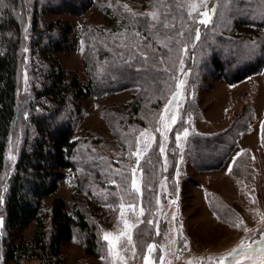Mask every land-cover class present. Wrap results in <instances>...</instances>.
<instances>
[{
  "label": "rangeland",
  "instance_id": "374dc122",
  "mask_svg": "<svg viewBox=\"0 0 264 264\" xmlns=\"http://www.w3.org/2000/svg\"><path fill=\"white\" fill-rule=\"evenodd\" d=\"M48 1L53 4L59 2L22 0L15 8L22 36L16 110L4 153L2 188L21 149L28 128L32 91L39 84L40 63L45 61L30 45L31 31L28 27L30 12L35 6L38 5L35 10L45 25H69V49L53 52L52 57L71 75L75 74L84 85L96 72L99 79H103L99 81L100 87L108 83H125L86 95L77 110L72 135L77 142L76 168L62 171L64 176L58 183L57 195L63 198L67 211L74 204L95 223L102 253L97 257L85 254L76 234L61 249L62 264H146V256L150 264H189L190 261L193 264H218L222 257H227L224 264H260L261 256L256 251L234 253L233 257H228V253L233 249L239 252L241 243L251 244L255 250L260 246L256 242L264 241V23L234 25L231 36L247 37L241 48L249 49L247 51L253 52V56L261 58V61L255 73L228 83L223 79H209L203 70L194 64V67L188 65L189 59L198 62L202 58L199 50L194 51L195 40L190 45L187 42V34L202 18L198 13L180 19L178 32L184 35L178 33L176 36L178 48L162 52L155 44L162 47L166 41H160L162 38L156 33L153 44L145 32L136 29L138 20H134L135 16L131 14L147 9L148 0H88L83 12H41L40 3L44 5ZM188 2H179L187 13L190 10ZM125 4L131 12L124 9ZM229 4L234 5V2ZM262 5H258L256 10L264 11ZM65 7L70 8L68 4ZM207 7L213 8L210 0H207ZM117 9L125 16H131L127 23L124 20L118 23L109 15V11ZM205 10L203 6L199 8V12ZM118 26L123 27L112 33L108 31L118 29ZM105 45L108 54L101 48ZM185 46L187 52L182 51ZM259 47L262 51L258 50ZM222 58L227 60L225 55ZM154 59L158 65L154 64ZM159 71L167 75L154 81L155 73ZM181 80L184 84L179 96L169 104ZM137 101L140 105L135 112L129 104ZM173 114L177 116V123L167 131L163 124L170 125ZM161 115L165 116L163 124ZM241 119L245 128L238 134L221 166L199 170L201 168L190 161L188 153L191 151L186 149L187 139L182 137L183 132L214 136L228 128L233 120ZM158 128L163 135L156 131ZM142 131L148 133L146 139L152 146L140 159L142 181L139 169L136 172L141 194L132 190L131 170L137 167L138 157L132 153L137 151V138H141ZM177 135H181V140H176ZM144 141L145 138H141L142 151L146 146ZM161 144L165 147L164 153L159 151ZM209 160L202 165L210 163ZM2 195L0 193V211ZM121 205H124L123 209ZM141 208L143 215L140 214ZM124 220L135 226L129 232L132 242H128L127 236L121 238L118 242L119 256H113L103 237L105 233L119 235L125 230ZM142 222L151 227L153 235L141 248L143 251L138 248V252L133 232ZM1 228L0 238L3 235ZM32 229L33 226L29 225L19 233L14 232L13 241L20 235L29 239ZM149 245L154 246L151 252ZM0 264L14 263L4 259L0 251ZM21 264H38V260L27 259Z\"/></svg>",
  "mask_w": 264,
  "mask_h": 264
},
{
  "label": "trees",
  "instance_id": "16d2710c",
  "mask_svg": "<svg viewBox=\"0 0 264 264\" xmlns=\"http://www.w3.org/2000/svg\"><path fill=\"white\" fill-rule=\"evenodd\" d=\"M19 1L22 0H0V193L3 194L0 211L3 235L0 238V251L4 259L14 264H21L23 260L32 258H36L38 264H62L61 249L70 237L77 234L84 253L97 257L102 253V244L95 223L74 204L71 210L67 211L63 198L57 195V189L59 181L64 176L62 171L76 168L77 142L72 139V135L81 101L88 94L101 93L125 83H108L107 86L100 87L99 81L103 79L102 77L99 79L96 72L95 76L90 77L88 84L84 85L75 74L71 75L52 57L53 52L69 49V25L66 23H58L55 26L45 25L35 10L38 9V5L35 6L34 11L30 12L28 27L31 31L30 45L31 49L41 55L40 57L45 61L40 63L38 69L39 84L34 86L32 91L27 117L28 128L21 149L2 188L4 153L16 110V82L22 36L21 25L15 16V8ZM56 2L58 3L53 4L48 1L44 5L40 3L39 9L41 12L77 13L83 12L88 6V0H57ZM179 2L183 3V0H148L147 9L135 15L134 20H138L136 29L145 32L146 37L153 41V44V35L156 33L162 38L160 41H166V46L155 44L162 52L175 51L178 48L175 41L179 33L178 28L181 29L180 19L188 17L187 11ZM233 2L234 5L229 4ZM210 3L217 9L212 16V22L206 26L196 22L195 27L187 34V42L190 45L195 40L196 29H199L200 39L195 40L193 48L194 51L199 50L202 54L200 61L194 62L191 58L188 65L194 64L199 70H203L209 79H223L228 83L240 81L259 69L261 58H255L253 52L247 51L249 49L241 48L246 43L247 37H232L233 27L241 23L251 26L262 25L264 11L256 9L258 5L264 3V0H210ZM67 4L71 9L65 7ZM154 10H158L161 19L174 27L163 28L157 24L153 28L154 22L148 16L141 14ZM109 13L118 23L119 20L127 23L131 18L125 16L124 12H119V9ZM122 27L118 26V29L116 27L108 31L112 33ZM101 48L106 54L109 53L106 45ZM228 48L232 50L228 51ZM258 50L262 51V48L259 47ZM242 53L244 54L241 56ZM222 55L227 57L226 61L223 60ZM243 57H247L246 60H242ZM154 60V64L158 65L156 59ZM91 66L95 69L94 64ZM137 72L135 70V73ZM69 75L71 76L68 77ZM155 75L154 81H158L167 73L159 71ZM105 79L108 82V78ZM175 79L176 77L172 79L173 84ZM135 81L133 79V83H136ZM36 105H40V108H36ZM129 105L130 109L133 108L136 112L140 104L137 101ZM181 123L182 121L179 122ZM244 128V120L235 122L233 120L228 128L214 136L196 133L189 135L186 149L191 151L188 153L190 161L201 168L199 170L220 167L231 147L234 146L238 134ZM208 159L211 162L203 166L202 163ZM29 225L33 226L29 239H24L20 235L16 241H13V233H19ZM152 235L153 230L147 224L142 222L136 227L133 236L138 252L148 243Z\"/></svg>",
  "mask_w": 264,
  "mask_h": 264
},
{
  "label": "snow or ice",
  "instance_id": "6c2138e0",
  "mask_svg": "<svg viewBox=\"0 0 264 264\" xmlns=\"http://www.w3.org/2000/svg\"><path fill=\"white\" fill-rule=\"evenodd\" d=\"M203 6L206 10L203 11V12H199V8ZM124 9L128 12H131V9L128 8V5H123ZM187 7L190 9L189 12H188V15L189 16H192L193 14H199L200 17H202L201 19H199L197 22L200 23V24H203V25H208L209 23H211V18H212V15L216 13L217 9L215 7L209 9L207 7V0H199V2H194V0H189L188 4H187ZM133 16L137 15L136 13H131ZM141 15H146L148 16L154 23H153V28L156 27L157 24L161 25L163 28H171V27H174V25H171L169 23H167L165 20H162L161 19V13L158 11V10H154L152 12H149V13H143ZM137 35H139V33H137ZM179 35L183 36L184 33L181 32L179 33ZM194 39L195 40H199L200 39V31L199 29H196L195 31V35H194ZM179 42V41H177ZM166 46V45H165ZM182 51L184 52H187V46H185V48L182 49ZM141 56H143V53H140ZM182 65H183V60H181V71L183 70L182 68ZM184 84V81L181 80L179 81V83L177 84V92L173 94V99L169 101V104H172L175 102V100L177 99V97L179 96V92H180V89L182 88ZM165 111H167V106H166V109ZM160 120L163 124L164 120H165V116L164 115H161L160 117ZM177 123V116L175 114L172 115L171 117V124L168 125V124H163V127L167 130V131H171V126L172 125H175ZM157 132H161V129L158 128L156 130ZM161 135H163V132H161ZM189 133L187 130H185L182 134V137L184 139H187ZM147 136H148V133L146 131H142L141 134H140V137L141 138H145V141L144 143L146 144V146L143 148V151L141 150V147H140V144H141V138H137V151L135 153H132V155H135L138 157L137 161H136V164H137V167H134L131 171L133 173V179H132V190L136 193H141L142 194V191H141V183L138 182L137 178H136V172L137 170L139 169L140 171V180L142 181V178H143V169L142 168H139V164H140V159L143 158L144 156L147 155V152L151 149V143H148L147 142ZM181 135H177L176 136V140L179 141L181 140ZM165 139H167V137L165 136ZM152 141L154 142L155 141V137L153 136L152 137ZM159 151L161 153H164L165 152V147L163 144H161L160 148H159ZM113 184H115V181H112ZM173 203H175V201H173ZM121 209H123L124 205H121L120 206ZM130 208H132L133 206L132 205H129ZM140 214L143 215V208L140 209ZM123 211H121V218L123 219ZM175 218V217H173ZM3 225V220L0 219V226ZM239 226V225H237ZM132 227H135L134 225H129L128 224V221L127 220H124V228L125 230H122L119 232V235H114L112 233H105L104 234V240L108 242L109 244V252L110 254H112L113 256H119V252H118V242L121 238L127 236V240L129 243L132 242V236L129 234L130 232V229ZM258 245H260L257 249L253 250L252 249V245L251 244H248V245H245L243 243H241V245L239 246V252L237 249H233L231 252L228 253V257H233V254H237L239 255L240 253L242 252H248V251H256L260 254L261 256V259H260V264H264V241H257L256 242ZM134 247V245H133ZM154 249V246L153 245H149V251L151 252L152 250ZM121 259H123V257H120ZM161 259H163L161 257ZM227 259V257H222L219 259V262L218 264H224V261ZM145 261H146V264H150V262L148 261V257L146 256L145 257ZM189 264H193L192 261L189 262Z\"/></svg>",
  "mask_w": 264,
  "mask_h": 264
}]
</instances>
